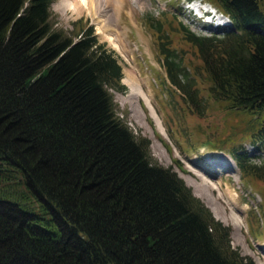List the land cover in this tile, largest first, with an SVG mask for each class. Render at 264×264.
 <instances>
[{"label":"trees","instance_id":"trees-1","mask_svg":"<svg viewBox=\"0 0 264 264\" xmlns=\"http://www.w3.org/2000/svg\"><path fill=\"white\" fill-rule=\"evenodd\" d=\"M212 1L230 20L221 35L177 22L198 69L151 19L157 56L194 114L206 109L200 76L207 98L252 116L247 140L264 150V0ZM51 2L0 0V264H254L116 115L115 56L90 28L53 29ZM228 152L264 182L241 143Z\"/></svg>","mask_w":264,"mask_h":264},{"label":"rangeland","instance_id":"rangeland-1","mask_svg":"<svg viewBox=\"0 0 264 264\" xmlns=\"http://www.w3.org/2000/svg\"><path fill=\"white\" fill-rule=\"evenodd\" d=\"M201 1L214 10L211 21L229 23L212 0ZM82 2L84 6L75 11L72 0H52L49 7L51 27L75 39L81 30L90 28L97 41L112 52L121 67L120 83L124 87L121 92L110 90L116 115L134 134L148 140L152 159L171 168L213 218L229 229L230 246L254 264H264V182L251 175H241L228 152L230 145L241 143L251 157L256 152L253 163L264 164V150H252L247 140L252 116L227 110L222 103L207 98L206 84L200 76L197 85L206 97V109L202 116L194 114L168 82L157 56L156 34L149 25L151 19L159 21L161 30L171 41L170 47L183 52L182 65L191 72L198 69L199 61L182 39L177 22L184 23L197 34L221 35L225 30L212 31L203 27L197 19L199 11L188 12L185 0H123L119 12L115 11L120 2L115 0L106 7L107 11H101L98 4V17L94 16L97 11L92 12V4L88 6L86 0ZM61 5L65 7L62 10ZM193 15L197 20L191 19ZM129 71L133 74L134 87L140 91L136 97L129 95L132 92L126 82ZM141 78L143 90L139 88ZM146 97L155 117L144 103ZM220 146L223 148L218 149ZM225 188L230 190L239 209L222 196L220 190Z\"/></svg>","mask_w":264,"mask_h":264},{"label":"bare ground","instance_id":"bare-ground-1","mask_svg":"<svg viewBox=\"0 0 264 264\" xmlns=\"http://www.w3.org/2000/svg\"><path fill=\"white\" fill-rule=\"evenodd\" d=\"M65 1V0H64ZM85 1V0H84ZM112 1H115V0H86V3L85 4H87L88 6H91V4L93 5V8H92V12H96L97 11V13H95V15L94 16H97L98 17V14H99V12H98V4H99V8H100V10L101 11H105V9H106V11H107V8L106 7H108L109 5H111L112 4ZM95 2V3H94ZM119 2H120V7L116 10V8L114 9V11L115 12H119V10L121 9V7H122V5H123V0H119ZM111 3V4H110ZM72 5H73V10H75V11H80V8H82L83 6H84V3L82 2V0H72V3H71ZM195 4H198V2H196L195 1ZM63 5L64 6H67L68 4H66V3H63ZM64 6H59V8H61V10L63 9V7ZM196 6V5H195ZM205 6H207V5H205ZM209 6V5H208ZM68 8L70 7V5H68L67 6ZM66 7V8H67ZM116 7V6H115ZM65 8V7H64ZM71 9V8H70ZM90 10H91V8H90ZM116 19V18H115ZM117 20V19H116ZM115 20V21H116ZM127 77L128 78H126V82H127V84L128 85H130L131 86V90H132V92L129 94L131 97H136V93H138V94H140V91L138 90V88H136V87H134L135 86V84H134V80H133V74L129 71V72H127ZM144 80L141 78V80L139 81V88L140 89H142V84H141V82H143ZM129 87V86H128ZM143 90V89H142ZM145 92V91H144ZM145 94L146 95H148L146 92H145ZM129 97V96H128ZM144 100V103L146 104V106L148 107V109L150 110V112H151V115L153 116V117H155L154 116V113H153V110H152V107L150 106V103H149V101H148V97H146L145 99H143ZM128 101H130L129 99H128ZM228 166V165H227ZM217 188H219L220 189V185L218 186H216ZM215 187V188H216ZM221 191H223L222 193H223V195L222 196H224V197H226L227 199H229V201H231V203H233L234 205H235V207H237V204H236V201H235V199H234V197L232 196V194L230 193V190L228 189V188H225V189H223V190H220V192ZM199 195H200V193H199ZM237 209H239L238 207H237ZM241 209V208H240ZM244 209V208H243ZM233 220V219H232Z\"/></svg>","mask_w":264,"mask_h":264}]
</instances>
